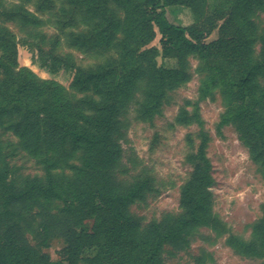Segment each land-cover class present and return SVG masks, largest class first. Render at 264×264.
Segmentation results:
<instances>
[{"label": "trees", "instance_id": "obj_1", "mask_svg": "<svg viewBox=\"0 0 264 264\" xmlns=\"http://www.w3.org/2000/svg\"><path fill=\"white\" fill-rule=\"evenodd\" d=\"M23 1L34 2L40 12L51 11L59 1L56 26L66 42L82 53L108 58L84 68L71 55L56 53L59 34H34L35 42L25 46L36 53L40 67L53 74L73 73L70 96L56 80L41 79L19 66L18 42L0 28V131L13 135L41 168L40 174H16L7 145L0 141V264H59L42 252L55 237L64 240L67 264H163L165 245L183 250L198 228L218 231L215 180L202 129L196 152L188 157L191 172L180 186L179 213L144 226L130 206L153 187L148 180L127 183L117 178L119 140L129 107L137 104L136 117L152 119L168 92L188 82L189 58L194 57L203 73L200 98L220 89L226 104L220 125L235 126L264 172V57L256 61L250 49V16L256 9L264 11V0ZM216 2L215 19L224 22L218 39L208 40L215 24L206 28L200 23ZM170 6L191 8L195 23L169 21ZM22 19L26 25L41 23L28 11ZM226 31L231 37L224 36ZM157 33L160 50L147 47ZM158 56L174 59L176 65L158 63ZM180 121H188L184 112ZM56 202L62 205L55 210ZM227 243L238 254L264 259V203L250 238L231 236ZM90 249L94 252L84 254Z\"/></svg>", "mask_w": 264, "mask_h": 264}, {"label": "rangeland", "instance_id": "obj_2", "mask_svg": "<svg viewBox=\"0 0 264 264\" xmlns=\"http://www.w3.org/2000/svg\"><path fill=\"white\" fill-rule=\"evenodd\" d=\"M220 2L214 3L207 10L206 17L201 21V27H210L208 40L218 39L219 30L224 18L215 19L214 10ZM61 3L58 1L51 11L40 12L34 2L23 0H0V28L11 32L18 42L17 61L19 66L29 68L41 79H53L69 89L72 72L60 70L50 73L40 67L36 61V53L30 52L25 44H33L34 34H44L47 37L60 36L56 48L57 54L71 55L78 65L84 68L95 67L104 63L107 55L96 52L82 53L71 47L56 26V16ZM29 14L41 20L36 25L23 23L22 15ZM250 16V28L253 42L250 45L252 57L257 61L263 56L264 11L255 10ZM169 21L190 26L195 23L191 8L186 6H170L166 9ZM226 38L231 33H224ZM37 41V39H35ZM162 42L159 33L147 47L161 49ZM28 62L25 63L24 60ZM158 63L174 67V59L157 57ZM200 60L189 58V75L187 83L168 92L159 113L150 120L136 117L133 103L124 117L125 128L123 137L119 140L121 146V167L116 173L119 180L133 182L148 180L153 189L145 193V198L130 206V212L140 219L141 224L148 225L174 217L180 211V186L188 178L191 165L188 157L195 153L201 140L200 131L207 135L206 155L212 165V175L215 184L213 192V210L217 215L220 227L218 231L200 227L192 236L189 246L177 250L165 245L162 251L163 264H264V259L238 254L230 247L227 240L231 236L247 240L250 238L252 226L262 215L264 203V172L254 162L238 137L233 124L220 125L226 104L223 93L215 89L206 98H200V87L203 73L200 72ZM264 84V74L260 78ZM184 112L188 121L182 123L180 114ZM201 124V125H200ZM0 141L7 145V159L11 169L19 175L40 174L41 168L36 161L25 154L17 145V139L10 133L0 131ZM61 202L55 203V210ZM88 226L92 220H86ZM25 238L34 244L31 236L25 233ZM65 243L60 237L52 238L46 253L52 261L67 264L63 260L62 249ZM94 250L85 251L91 254Z\"/></svg>", "mask_w": 264, "mask_h": 264}]
</instances>
